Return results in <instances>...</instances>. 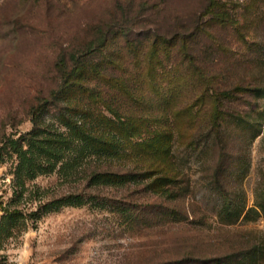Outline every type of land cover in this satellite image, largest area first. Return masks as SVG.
Returning <instances> with one entry per match:
<instances>
[{
  "label": "trees",
  "instance_id": "obj_1",
  "mask_svg": "<svg viewBox=\"0 0 264 264\" xmlns=\"http://www.w3.org/2000/svg\"><path fill=\"white\" fill-rule=\"evenodd\" d=\"M150 7L146 3L143 9ZM114 9L116 19L88 25L80 44L59 50L55 87L37 94L27 110L31 128L0 129V166L9 163L12 176L10 197L0 195V252L67 206L94 204L128 224L144 220L148 211L159 222L184 221L192 214L195 220V209L184 201L190 186L172 144L174 119L185 124V145L195 148L205 136L213 138L209 153L216 156V147L224 162L228 131L221 128L220 112L242 120L248 111L231 113L232 99L244 89L264 97V86L230 81L211 58L229 50L216 31L251 42L241 0H207L190 24L166 30L153 19L129 17L127 5L118 2ZM256 119L262 128L264 111ZM224 168L218 165L210 179L223 199L218 214L226 223L248 221L253 212L264 215V195L258 208L247 209L245 198L229 188ZM51 175L57 180L49 185L36 182ZM145 194L161 200L156 211ZM231 248L212 256L188 254L173 263L244 264L253 252L263 251L259 244L243 246L241 252ZM3 259L0 255V264Z\"/></svg>",
  "mask_w": 264,
  "mask_h": 264
},
{
  "label": "rangeland",
  "instance_id": "obj_2",
  "mask_svg": "<svg viewBox=\"0 0 264 264\" xmlns=\"http://www.w3.org/2000/svg\"><path fill=\"white\" fill-rule=\"evenodd\" d=\"M206 1L0 0V129L31 128L27 110L37 94H47L55 87L54 65L59 50L80 44L89 34L88 25L116 19L112 17L119 15L114 11L116 3L129 7V17L153 19L157 28L166 30L178 23L190 24L203 11ZM241 1L247 8L242 21L251 42L244 44L224 30L216 31L229 50L223 56L210 57L215 59V70L226 72L230 81L264 86V0ZM146 3L151 5L149 9H143ZM208 56L204 51L203 57ZM210 57L205 65L209 66ZM229 106L235 115L246 111L248 114L237 120L226 115V111L220 112L221 128L227 127L228 131L224 137L228 145L224 162L216 147V156L209 153L213 138L209 141L205 136L195 148H190L182 136L185 124L178 119L173 121L172 144L186 174L185 183L190 186L184 201L188 209H195V220L192 214L184 221L159 222L148 211L144 220L128 224L116 212L94 204L67 206L39 220L37 227L26 231L20 241L8 243L0 252L2 259L7 256L3 263L174 264L173 260L188 254L212 256L230 252L231 247L241 252L243 246L259 244L263 251L253 252L244 264H264V215L253 212L248 221L241 218L226 223L225 217L218 214L223 201L220 186L210 180L216 167L223 164V175L228 177L232 192L245 198L247 209L258 208L257 200L264 195V124L259 129L256 118L259 111H264V97L244 89ZM9 169V163L0 166L3 199L11 195ZM56 180V175L40 176L36 182L49 185ZM145 196L155 204V211L161 206L157 196Z\"/></svg>",
  "mask_w": 264,
  "mask_h": 264
}]
</instances>
